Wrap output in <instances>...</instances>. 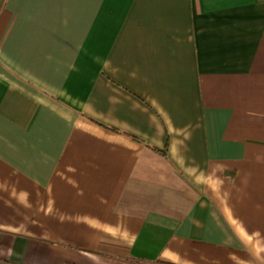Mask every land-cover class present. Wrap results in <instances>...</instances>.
Returning <instances> with one entry per match:
<instances>
[{"label":"crops","instance_id":"obj_1","mask_svg":"<svg viewBox=\"0 0 264 264\" xmlns=\"http://www.w3.org/2000/svg\"><path fill=\"white\" fill-rule=\"evenodd\" d=\"M162 263L264 264V0H0V264Z\"/></svg>","mask_w":264,"mask_h":264},{"label":"trees","instance_id":"obj_2","mask_svg":"<svg viewBox=\"0 0 264 264\" xmlns=\"http://www.w3.org/2000/svg\"><path fill=\"white\" fill-rule=\"evenodd\" d=\"M148 145H149V144H148ZM149 146H151V145H149ZM151 147H152V149L156 150L157 152H160V153H162V154H165V150H160L159 148L154 147V146H151Z\"/></svg>","mask_w":264,"mask_h":264},{"label":"built area","instance_id":"obj_3","mask_svg":"<svg viewBox=\"0 0 264 264\" xmlns=\"http://www.w3.org/2000/svg\"><path fill=\"white\" fill-rule=\"evenodd\" d=\"M162 264H172V263H162Z\"/></svg>","mask_w":264,"mask_h":264}]
</instances>
